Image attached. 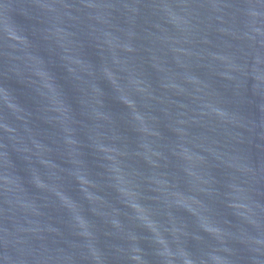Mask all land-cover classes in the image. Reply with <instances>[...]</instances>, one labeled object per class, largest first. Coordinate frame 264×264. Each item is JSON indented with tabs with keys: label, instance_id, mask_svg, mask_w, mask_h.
I'll list each match as a JSON object with an SVG mask.
<instances>
[{
	"label": "water",
	"instance_id": "95a60500",
	"mask_svg": "<svg viewBox=\"0 0 264 264\" xmlns=\"http://www.w3.org/2000/svg\"><path fill=\"white\" fill-rule=\"evenodd\" d=\"M0 264H264V0H0Z\"/></svg>",
	"mask_w": 264,
	"mask_h": 264
}]
</instances>
